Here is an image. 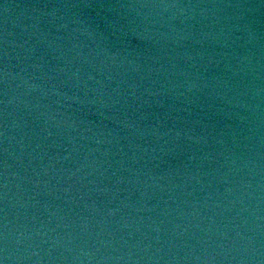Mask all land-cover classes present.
<instances>
[{
	"label": "water",
	"instance_id": "1",
	"mask_svg": "<svg viewBox=\"0 0 264 264\" xmlns=\"http://www.w3.org/2000/svg\"><path fill=\"white\" fill-rule=\"evenodd\" d=\"M0 264H264V0H0Z\"/></svg>",
	"mask_w": 264,
	"mask_h": 264
}]
</instances>
